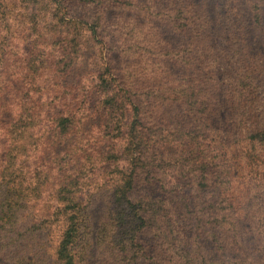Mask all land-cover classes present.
<instances>
[{
    "label": "trees",
    "instance_id": "1",
    "mask_svg": "<svg viewBox=\"0 0 264 264\" xmlns=\"http://www.w3.org/2000/svg\"><path fill=\"white\" fill-rule=\"evenodd\" d=\"M263 48L264 0H0V264H264Z\"/></svg>",
    "mask_w": 264,
    "mask_h": 264
},
{
    "label": "rangeland",
    "instance_id": "2",
    "mask_svg": "<svg viewBox=\"0 0 264 264\" xmlns=\"http://www.w3.org/2000/svg\"><path fill=\"white\" fill-rule=\"evenodd\" d=\"M263 52H264V48H263ZM88 56L89 57L93 56V53L91 51H89L88 52ZM99 131L100 130L98 129L95 132L98 133ZM245 177H247L246 174H245ZM109 196H110V192L109 191H105L101 195V198H100L99 203L97 205L98 208L93 212V223H94V233H95V235L97 234V231L99 229V226H100L102 220L105 219V208H106V205L108 204V202L111 200ZM246 225L249 226L250 223L247 222ZM52 248H54V245H52ZM52 255H53V251H52L51 256ZM35 258L38 259L39 257H35ZM98 259H99V255L97 253V250H94V254L89 259V263H87V264H99V260Z\"/></svg>",
    "mask_w": 264,
    "mask_h": 264
}]
</instances>
